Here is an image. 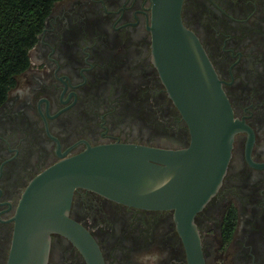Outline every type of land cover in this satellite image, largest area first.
Masks as SVG:
<instances>
[{"label": "flooded vegetation", "instance_id": "obj_1", "mask_svg": "<svg viewBox=\"0 0 264 264\" xmlns=\"http://www.w3.org/2000/svg\"><path fill=\"white\" fill-rule=\"evenodd\" d=\"M150 6V0L54 2L28 68L0 106V264L9 259L22 193L62 157L111 142L188 145L187 126L152 62ZM182 18L248 128L235 138L217 195L195 217L205 264H264V0H185ZM69 215L94 237L105 264H187L171 210L78 189ZM47 264L87 263L67 238L53 234Z\"/></svg>", "mask_w": 264, "mask_h": 264}, {"label": "water", "instance_id": "obj_2", "mask_svg": "<svg viewBox=\"0 0 264 264\" xmlns=\"http://www.w3.org/2000/svg\"><path fill=\"white\" fill-rule=\"evenodd\" d=\"M150 1L152 62L187 126L188 145H87L48 166L21 195L7 264H47L53 234L67 238L87 264H105L94 237L69 215L78 189L127 206L173 211L187 264H205L195 217L217 195L235 138L248 128L235 117L200 38L183 22L185 0Z\"/></svg>", "mask_w": 264, "mask_h": 264}, {"label": "trees", "instance_id": "obj_3", "mask_svg": "<svg viewBox=\"0 0 264 264\" xmlns=\"http://www.w3.org/2000/svg\"><path fill=\"white\" fill-rule=\"evenodd\" d=\"M55 1L58 0H0V106L15 85L16 76L28 68L29 50ZM230 218L225 227L227 238L232 232Z\"/></svg>", "mask_w": 264, "mask_h": 264}, {"label": "rangeland", "instance_id": "obj_4", "mask_svg": "<svg viewBox=\"0 0 264 264\" xmlns=\"http://www.w3.org/2000/svg\"><path fill=\"white\" fill-rule=\"evenodd\" d=\"M220 252V251H219ZM227 252H229V251H227Z\"/></svg>", "mask_w": 264, "mask_h": 264}]
</instances>
